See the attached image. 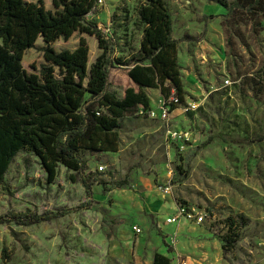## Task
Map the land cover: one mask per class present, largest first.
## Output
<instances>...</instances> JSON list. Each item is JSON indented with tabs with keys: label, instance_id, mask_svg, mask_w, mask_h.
I'll return each mask as SVG.
<instances>
[{
	"label": "rangeland",
	"instance_id": "1",
	"mask_svg": "<svg viewBox=\"0 0 264 264\" xmlns=\"http://www.w3.org/2000/svg\"><path fill=\"white\" fill-rule=\"evenodd\" d=\"M42 1L53 10L51 0ZM165 1L185 90L183 101L169 106L168 129L175 137L166 139L160 114L170 98L147 88L150 108L120 119L116 152L81 150L94 173L90 198L65 166L48 182L38 159L19 151L0 183V216L85 206L54 221L1 223L0 264H150L155 252L167 253L170 264L174 252L189 264H264V139L253 141L264 134V17L241 10L226 15L214 0ZM142 2L99 0L88 15L112 39L114 58L138 48ZM81 38L87 41L89 67L99 53L94 36L76 31L51 46L73 50ZM43 46L38 38L24 52L27 72L39 74L46 64ZM128 77L114 63L109 91L121 97L133 85ZM209 136L213 140L202 146ZM180 205L192 217L165 224ZM239 214L248 224L238 229L235 246L223 249L226 219Z\"/></svg>",
	"mask_w": 264,
	"mask_h": 264
},
{
	"label": "trees",
	"instance_id": "2",
	"mask_svg": "<svg viewBox=\"0 0 264 264\" xmlns=\"http://www.w3.org/2000/svg\"><path fill=\"white\" fill-rule=\"evenodd\" d=\"M214 1L227 10L226 15L241 10L254 19L264 17V0ZM51 2L53 10L47 9L42 0H0V183L13 158L26 150L38 159L48 182L54 181L58 166L63 165L73 172L72 180L83 184L90 198L94 173L88 171L81 150L116 152L120 119L150 108L147 88L158 89L164 98L174 91L177 101H183L178 40L172 37L166 1L143 0L137 12L143 26L138 48L123 59L114 58L112 39L88 18L97 10L99 0ZM76 31L97 40L99 53L89 67L84 38L73 50L55 51L51 46ZM38 38L43 40L46 61L39 74L27 72L21 63L24 52ZM114 63L127 69L133 83L121 97L108 89ZM174 108L176 104L171 105ZM213 138L209 136L202 146ZM263 139L264 134L253 141ZM82 206L41 213L30 209L13 211L0 216V224L29 226L54 221ZM247 224L248 219L242 214L235 219L227 217L221 247L233 248L239 241L238 229ZM158 235L162 236L159 231ZM152 264H170V259L155 252Z\"/></svg>",
	"mask_w": 264,
	"mask_h": 264
},
{
	"label": "built area",
	"instance_id": "3",
	"mask_svg": "<svg viewBox=\"0 0 264 264\" xmlns=\"http://www.w3.org/2000/svg\"><path fill=\"white\" fill-rule=\"evenodd\" d=\"M164 98V97H163ZM171 101H169V103H166L165 101L162 102L161 104V110H160V114H161V118L164 120L165 124H166V139L168 140L170 137L174 138L175 137V133H173L171 130L168 129L169 127V122H170V111H169V106L171 108L172 104H176L177 99L174 96V93H172L170 95ZM168 98H164V99H168ZM167 104V105H166ZM153 114V113H152ZM99 169L102 171L103 170V166H99ZM192 217L191 213H188L185 211V207H183L182 205L177 206L174 210V212L167 217L166 219H164L165 224H171V225H177L179 224L182 220L185 219H190ZM202 220V217L199 218V221ZM132 231L135 235L139 236L142 233V229L137 226V225H132ZM174 235H176V230H174L173 232ZM172 260L174 262V264H189L187 257L182 256L180 253L178 252H174Z\"/></svg>",
	"mask_w": 264,
	"mask_h": 264
},
{
	"label": "crops",
	"instance_id": "4",
	"mask_svg": "<svg viewBox=\"0 0 264 264\" xmlns=\"http://www.w3.org/2000/svg\"><path fill=\"white\" fill-rule=\"evenodd\" d=\"M160 253H163L164 255L168 256L167 253H164V252H160ZM153 255H154V253H153ZM150 264H152V258H151Z\"/></svg>",
	"mask_w": 264,
	"mask_h": 264
}]
</instances>
